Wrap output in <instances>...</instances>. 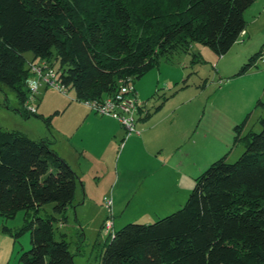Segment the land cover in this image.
Here are the masks:
<instances>
[{
	"label": "trees",
	"instance_id": "obj_1",
	"mask_svg": "<svg viewBox=\"0 0 264 264\" xmlns=\"http://www.w3.org/2000/svg\"><path fill=\"white\" fill-rule=\"evenodd\" d=\"M257 1L0 0V86L15 93L23 113L37 116L24 109L31 77L24 55L33 52L35 60L59 64V80L78 102L104 100L121 81L141 78L196 43L225 56ZM263 49L238 76L255 66ZM246 120L235 127L234 146L246 148L235 163L227 162L230 153L214 162L177 212L113 231L101 264H264V118L260 133L243 136ZM52 144L0 129V217L25 211L14 233L31 236L23 264H75L66 236L57 239L56 223L67 221L78 176ZM50 203L56 216L40 217Z\"/></svg>",
	"mask_w": 264,
	"mask_h": 264
},
{
	"label": "rangeland",
	"instance_id": "obj_2",
	"mask_svg": "<svg viewBox=\"0 0 264 264\" xmlns=\"http://www.w3.org/2000/svg\"><path fill=\"white\" fill-rule=\"evenodd\" d=\"M244 18V41L240 39L225 56L218 57L196 43L190 53H175L169 61L163 60L159 67L134 81L142 102L140 113L145 114L144 122L137 116L139 135L128 136L124 131V138L116 140V155H111V162L110 155L105 160L113 175L104 171L87 175L86 201L79 184L81 189L66 213L67 221L56 223L57 239L66 236L75 264H101L108 241L102 226L111 216L114 232L127 224H153L186 204L195 179L214 162L230 153L227 162L235 163L246 149L243 142L234 146L236 126L247 119L243 136L251 130L261 132L259 120L264 118V106L257 107V103H264V49L251 70L242 76L238 73L264 46V0L252 5ZM24 57L32 78L31 68L44 61L35 60L33 52ZM47 66L60 69L56 61ZM66 91L41 88L32 102L37 116L28 117L15 93L0 86V129L21 132L36 141L47 138L42 140L52 142V148L56 147V137L60 142L61 131L79 145L81 134L92 126L81 123L80 119L85 118L83 110L66 108L70 101H77L74 90ZM24 109L29 113L26 104ZM87 112L94 113L89 107ZM149 113L151 119H147ZM146 128L150 129L148 133H144ZM142 138L146 140L145 148L154 158L159 156L162 164L169 167L167 170L157 169L160 164L144 153V147L134 160L121 157L122 146L138 145L141 142L137 139ZM113 164L116 168H112ZM117 173L119 183L115 181ZM160 186L169 194H160ZM157 192L162 199L156 198ZM105 199H112L111 210ZM53 208L54 204H46L39 216L55 215ZM24 218L25 211L9 220L0 217V264H23L21 256L31 249L29 232L14 236L24 225Z\"/></svg>",
	"mask_w": 264,
	"mask_h": 264
},
{
	"label": "crops",
	"instance_id": "obj_3",
	"mask_svg": "<svg viewBox=\"0 0 264 264\" xmlns=\"http://www.w3.org/2000/svg\"><path fill=\"white\" fill-rule=\"evenodd\" d=\"M240 39L242 38L240 37ZM46 90H50V89H46ZM84 106L85 105L82 102L70 101L67 104L66 108L69 109L71 107H74V108H79L83 110L84 111L83 115H85V118L80 119V121L82 124H84L88 128L92 126V129L88 130L87 132H84L85 134L84 133L81 134L79 141H78L79 145L77 143H74L73 137H69V134L58 131V138L61 140L59 142V140L55 136L56 139L55 137L54 139H55L56 147L52 148L62 159H64L68 163V165L77 174L78 185H77L75 198L78 196L79 190L81 189V188L79 189V184H80L82 185L81 186L82 191L84 192L83 202H85L86 201L85 199H87L88 197L87 192L85 190L86 184H87L86 176L91 173H95L99 171H104L103 174H107V175L111 174L107 170L109 169V167L107 168L105 160H106V157L110 155V162H111V155L113 156L116 155V147H115L116 140L120 137L122 138L124 135V131H125V129L115 119H112L110 117L99 116V115H96L95 113H88L87 112L88 107L86 111L85 109L86 106L85 107ZM60 112H61V108L58 110L57 113H60ZM143 115L145 114L140 113L138 115L140 121L142 122L145 121V119L144 120L142 119ZM149 131L150 129L146 128L144 133H148ZM41 139H47V138H41ZM137 140L140 141L141 143L138 145L134 144L131 147H129L128 145L129 143H128L125 146L121 147L123 151L121 157L123 156L124 160H125V157H127V159L128 158L129 159L132 158L133 160L136 159L137 155L142 154L141 148L144 147L143 149L144 153L145 154L147 153L149 157L154 161L155 164L156 162L160 164V166L156 164L157 169L167 170V168H169L165 164H162V161L160 160L159 156H155L154 158L152 154L150 153V151H148L147 148H145V145H146L145 139L142 138L140 140L139 139ZM98 167H100L103 170L99 169ZM114 167L116 168V166L113 164L112 168ZM119 180H120L119 173H117V180L115 181L119 183ZM158 192L160 194H166V195L169 194L164 186H160V189ZM158 192L157 194H155L156 198L162 199V196L159 195ZM112 219H113V216H112ZM113 227H114V223H113Z\"/></svg>",
	"mask_w": 264,
	"mask_h": 264
},
{
	"label": "built area",
	"instance_id": "obj_4",
	"mask_svg": "<svg viewBox=\"0 0 264 264\" xmlns=\"http://www.w3.org/2000/svg\"><path fill=\"white\" fill-rule=\"evenodd\" d=\"M47 64L48 63L44 61L43 64L31 68L33 76L28 80L30 95L26 102V109L30 114H37V110L32 105V102L41 88L49 87L62 93L66 92L65 86L59 80L58 72L50 66H47ZM83 103L96 115L110 117L118 121L125 129L128 136L133 134L139 135V131L136 129V123L137 116L139 115L138 112L142 108V102L133 80L121 81L117 92L111 97L104 100H93ZM112 204V199H106L107 208L110 210ZM103 231L107 235L113 233V219H107L105 221Z\"/></svg>",
	"mask_w": 264,
	"mask_h": 264
},
{
	"label": "bare ground",
	"instance_id": "obj_5",
	"mask_svg": "<svg viewBox=\"0 0 264 264\" xmlns=\"http://www.w3.org/2000/svg\"><path fill=\"white\" fill-rule=\"evenodd\" d=\"M41 63V62H40Z\"/></svg>",
	"mask_w": 264,
	"mask_h": 264
}]
</instances>
